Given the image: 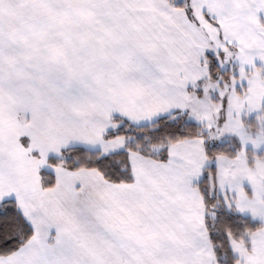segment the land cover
Here are the masks:
<instances>
[{
    "label": "snow or ice",
    "instance_id": "1",
    "mask_svg": "<svg viewBox=\"0 0 264 264\" xmlns=\"http://www.w3.org/2000/svg\"><path fill=\"white\" fill-rule=\"evenodd\" d=\"M0 264H264V0H0Z\"/></svg>",
    "mask_w": 264,
    "mask_h": 264
}]
</instances>
